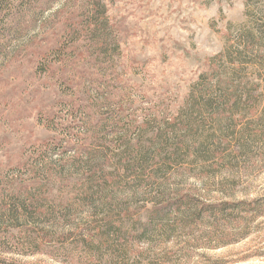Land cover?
<instances>
[{
	"label": "rangeland",
	"instance_id": "rangeland-1",
	"mask_svg": "<svg viewBox=\"0 0 264 264\" xmlns=\"http://www.w3.org/2000/svg\"><path fill=\"white\" fill-rule=\"evenodd\" d=\"M99 1L117 35L106 54L87 36L97 0L40 3L0 40V185L15 175L17 185L34 183L59 202L78 203L95 181L109 178L111 196L141 212L158 181L214 199L264 202V136L227 162L240 131L264 124V33L255 36L259 66L226 57L251 24L246 9L264 27V0ZM62 46L70 52L60 60ZM217 72L247 82L249 104L241 87L242 103L221 125L212 112H193L187 128L188 99H201ZM88 210L70 212L96 217ZM248 226L244 236L232 233L228 245L205 252L220 264H264V215ZM15 257L65 264L50 255Z\"/></svg>",
	"mask_w": 264,
	"mask_h": 264
},
{
	"label": "trees",
	"instance_id": "trees-1",
	"mask_svg": "<svg viewBox=\"0 0 264 264\" xmlns=\"http://www.w3.org/2000/svg\"><path fill=\"white\" fill-rule=\"evenodd\" d=\"M50 1L0 0V40L18 16L23 17L38 4ZM106 14L105 6L99 0L89 13L92 20L87 27V36L92 41L98 40L99 55L109 50L108 39L115 41L117 38ZM246 15L250 17L251 24L240 31V46L233 47L226 57L232 63L239 61L259 66L263 61L256 52L260 43H256L255 36L263 34L264 27H260L251 7L246 9ZM68 47L57 49L55 56L62 60L61 56L70 52ZM49 56L50 53L45 54L44 58ZM247 58L249 61H245ZM234 80L235 73L229 76L217 72L214 78H207L209 88L201 99L192 93L188 104L193 109L187 128L194 123L193 112H212L214 124L221 125L226 120L225 114L236 110L242 103L241 87L243 91L246 89L244 95L249 104L248 83L240 81L238 85ZM238 136L239 141L235 144L238 151L234 147L228 164L236 161L243 149H251L250 141L264 136V124L245 128ZM185 146L189 148L190 144ZM47 149L53 150L51 146ZM140 161H145L143 156ZM222 161L226 158L222 157ZM153 174L151 171L146 173L147 180ZM9 176L6 175L7 183L0 185V264H25L16 259V255H50L65 264H220L205 251L228 245L232 233L239 237L246 234L248 225L256 217L264 215L261 199H214L210 193L174 191L159 181L144 212L133 209L118 195L111 196L105 186L113 183L108 182L109 178L102 179L106 182L104 184L95 181L78 203L59 202L37 184L17 185L13 179L15 175L13 178ZM207 177L219 183L217 176ZM77 206L78 209H89L88 212L97 214L96 217L72 216L70 210L77 209Z\"/></svg>",
	"mask_w": 264,
	"mask_h": 264
}]
</instances>
